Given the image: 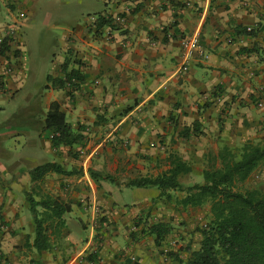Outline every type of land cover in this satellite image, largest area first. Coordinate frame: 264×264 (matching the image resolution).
Returning <instances> with one entry per match:
<instances>
[{
    "label": "crops",
    "instance_id": "0c3cea01",
    "mask_svg": "<svg viewBox=\"0 0 264 264\" xmlns=\"http://www.w3.org/2000/svg\"><path fill=\"white\" fill-rule=\"evenodd\" d=\"M33 1L0 0L5 13L0 33L16 25L20 34L0 64L2 95L20 91L25 77L21 31ZM98 1L100 10L57 40L60 53L45 77L44 91L33 95L39 144L0 163V264H91L85 258L94 252L96 264H168L163 248L134 224L159 191L134 188L131 192L143 195L128 205L121 193L129 188L93 179L88 168L97 175H118L126 167V178L156 177L170 168L172 155L194 171L189 165L194 160L205 167L206 157L225 147L264 149V0ZM99 17L111 25L97 30ZM246 27L256 30L246 34ZM189 37L197 38L201 53L181 71L180 42ZM53 80H62L64 87ZM52 102L80 137L71 147L53 148L44 130ZM79 144L91 148L89 156L102 146L105 154L83 160L73 152ZM42 150L51 161L38 162ZM45 163L72 174L46 175L38 184L46 193L39 198L34 193L35 200L49 195L68 203L71 211L64 216L62 240L50 252L37 254L26 245L33 239V217L24 194L33 186L28 172ZM253 176L264 178V161L249 178ZM82 185L89 192L83 193ZM86 196L89 209L77 205Z\"/></svg>",
    "mask_w": 264,
    "mask_h": 264
},
{
    "label": "trees",
    "instance_id": "16d2710c",
    "mask_svg": "<svg viewBox=\"0 0 264 264\" xmlns=\"http://www.w3.org/2000/svg\"><path fill=\"white\" fill-rule=\"evenodd\" d=\"M111 25L109 20L97 18L96 29ZM5 48V49H4ZM7 50L6 46L3 51ZM47 80H50L47 77ZM54 81V80H53ZM63 88L62 80L54 81ZM48 131L53 148L71 147L80 140L71 129L60 111L57 102H52L43 122ZM264 161V149L259 145H243L238 150L223 148L220 152L206 157L201 172L202 183L183 186L179 177L191 171L190 167L177 155H172L170 168L156 177H137L125 184L126 188H156L160 197L169 196V192H181L179 204L183 208H201L208 206V222L198 229L201 236L199 247L187 252L185 259L168 250L165 257L172 264H264V189L246 187L251 174ZM68 176L72 171L64 170L56 163H45L31 169L28 174L33 183L30 191L25 192V200L33 217V239L26 245L37 254L50 252L53 246L63 238L64 216L71 211L68 203L45 195L35 200L34 193L39 190V182L48 174ZM91 178L96 179L94 173ZM103 180L114 182L109 175ZM141 233L153 238L158 248L164 246L171 232L168 223L141 220ZM86 263L98 262L97 252L85 258ZM1 262V256H0ZM117 264H137L134 261Z\"/></svg>",
    "mask_w": 264,
    "mask_h": 264
},
{
    "label": "rangeland",
    "instance_id": "374dc122",
    "mask_svg": "<svg viewBox=\"0 0 264 264\" xmlns=\"http://www.w3.org/2000/svg\"><path fill=\"white\" fill-rule=\"evenodd\" d=\"M12 11L16 10L17 5L11 4ZM0 20L4 18V8L0 4ZM102 4L98 0H34L27 10L26 26L21 31L22 41L25 47L24 57V78L21 81V89L13 96L10 92L0 94V131L4 137L0 138V163L8 164L14 160L20 152L26 151L29 145L35 142L39 144L38 133L34 128L33 113L36 112L34 107L33 95L36 91H44L42 86L45 83V77L52 72V63L55 61L54 56L60 53V47L57 40L61 35L71 30L76 25L84 23L85 19L92 15L95 11L100 10ZM18 10V9H17ZM19 11V10H18ZM23 13H19L20 15ZM249 29V30H248ZM255 27H246L244 32L252 33ZM9 52V50H8ZM19 71V69L17 70ZM12 134V136H8ZM18 141H17V140ZM78 148L73 150L77 156L95 159L97 154L101 156L105 154V147H101L92 156H89L91 148H86L83 144L77 145ZM41 150V148H39ZM112 149V148H111ZM115 150L114 153H118ZM40 164L51 161V157L45 154L43 150L40 152ZM120 154V153H119ZM97 165V164H95ZM194 168L191 173L180 176L179 182L183 186L202 183V169L204 163L195 161L189 164ZM121 169L118 175L101 172L100 175L92 167L88 171L95 172L98 179H102L104 175H109L114 182L121 188H126L125 184L131 178H126ZM51 180H47L49 184ZM108 182V181H105ZM246 187H257L264 189V178L259 179L254 176L249 178L245 184ZM83 193L89 192L88 186L82 185ZM156 189V188H155ZM135 190L127 189L121 193L122 202L131 205L133 201H137L143 195V192H131ZM143 191V189L139 190ZM46 193L45 186H39V190L35 195L39 198L40 194ZM169 196L153 198L150 207L135 219L134 224L138 221L147 220L148 222H165L171 226V232L166 237L165 244L170 248L172 253L180 255L181 258L187 257V252L199 247L201 236L198 229L208 222V206L191 209L183 208L179 204V200L183 197L181 192H169ZM90 199L86 196L77 201V205H82L86 209L90 208ZM97 212V211H96ZM97 215V219H100ZM103 218H101L102 220ZM133 224V223H132ZM134 224L132 226H134ZM168 264H172L169 258ZM3 261V260H2ZM2 263L8 264L6 260ZM30 264H36L33 260ZM84 264V263H82Z\"/></svg>",
    "mask_w": 264,
    "mask_h": 264
},
{
    "label": "built area",
    "instance_id": "2783aa9c",
    "mask_svg": "<svg viewBox=\"0 0 264 264\" xmlns=\"http://www.w3.org/2000/svg\"><path fill=\"white\" fill-rule=\"evenodd\" d=\"M104 1L106 3H112L115 0H104ZM22 17L23 15L21 14L19 18ZM118 20L121 21V18H119ZM19 38H20L19 29L17 28L16 25L8 26L5 31H2L0 33V64L4 59V55L8 53L9 47L14 43H18ZM180 44L183 50V64L181 66V71H186L188 61L193 57L195 53H201V52L198 46L197 38L195 37L183 38ZM4 46H6L7 50L3 51ZM10 72H11V68L6 66L5 73L9 74ZM52 137L53 135H50L49 139H51ZM162 248H163L162 249L163 256L165 257L166 256L165 254L168 253L169 249L167 247H162Z\"/></svg>",
    "mask_w": 264,
    "mask_h": 264
}]
</instances>
